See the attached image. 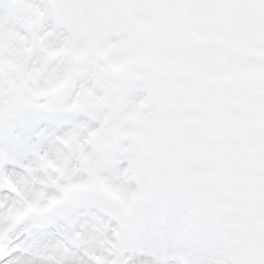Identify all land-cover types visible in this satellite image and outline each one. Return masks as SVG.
<instances>
[{"label":"snow or ice","instance_id":"1","mask_svg":"<svg viewBox=\"0 0 264 264\" xmlns=\"http://www.w3.org/2000/svg\"><path fill=\"white\" fill-rule=\"evenodd\" d=\"M0 264H264V0H0Z\"/></svg>","mask_w":264,"mask_h":264}]
</instances>
